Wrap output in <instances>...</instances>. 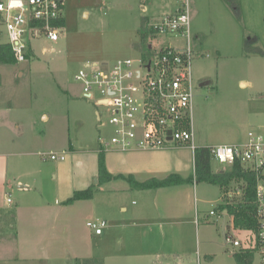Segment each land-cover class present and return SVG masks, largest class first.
I'll return each instance as SVG.
<instances>
[{
  "label": "rangeland",
  "instance_id": "obj_1",
  "mask_svg": "<svg viewBox=\"0 0 264 264\" xmlns=\"http://www.w3.org/2000/svg\"><path fill=\"white\" fill-rule=\"evenodd\" d=\"M142 1L65 0L67 23L59 41L34 42L27 62L0 68V117L7 118L5 124L0 120V146L6 147L0 148L5 155L0 159V264H73L69 255L99 258L103 264H133V260L142 264L143 258L150 262L175 258L176 264H236L234 253L240 248L224 240L223 220L211 216L224 202L218 186L205 182L171 186L174 194L184 196L180 201L187 204L185 216L172 215L161 207L160 199L159 211L148 208L154 214L145 223L151 225L140 224L128 235L123 220L141 207L142 193L152 198L156 189L126 191L130 183L124 179L98 184L101 144L111 140L113 130L106 110L98 105L99 97H83L75 75L87 63L113 64L139 58L150 45L158 51L184 43L158 35L142 42L143 18L164 12L157 6L174 0H154L155 8L148 6L147 13L141 10ZM191 2L195 144L241 143L249 131L264 128V0ZM0 41L7 42L1 24ZM43 48L48 50L44 54ZM204 79L210 83L200 87ZM168 151L192 160L193 151L187 146ZM21 152L29 155L17 154ZM55 152L66 160L50 159ZM212 168L217 172L228 167L213 160ZM177 174L188 179L194 170ZM89 186L101 190H94L92 200L60 215L54 224L43 206ZM102 220L107 222L105 234L97 237L86 224ZM56 225L65 232H57ZM226 234L243 247L250 246L249 231L231 225ZM253 264H259L258 254Z\"/></svg>",
  "mask_w": 264,
  "mask_h": 264
},
{
  "label": "built area",
  "instance_id": "obj_2",
  "mask_svg": "<svg viewBox=\"0 0 264 264\" xmlns=\"http://www.w3.org/2000/svg\"><path fill=\"white\" fill-rule=\"evenodd\" d=\"M169 13L150 20L153 35L184 40L180 46L162 47L153 51L150 45L139 58H125L113 64L87 63L76 75L83 97H99L98 105L108 115L113 136L101 144V152L113 150L160 151L189 147L195 155L194 104L196 98L193 75V49L190 31L191 0H174ZM65 0H0V21L6 28L8 41L18 63L27 62L33 43L60 39L63 28L55 25L63 18ZM99 120L102 121V115ZM212 160L231 168L239 163L256 176L258 207L257 254L264 264V128L247 133L237 144L210 147ZM50 159L65 161L64 154L50 153ZM195 173V164L193 167ZM241 190L224 194L230 200L242 196ZM10 204L12 201L8 199ZM220 213V214H219ZM224 212L211 211L222 220ZM102 235L107 222L90 221L86 225ZM226 242L243 245L231 235Z\"/></svg>",
  "mask_w": 264,
  "mask_h": 264
},
{
  "label": "trees",
  "instance_id": "obj_3",
  "mask_svg": "<svg viewBox=\"0 0 264 264\" xmlns=\"http://www.w3.org/2000/svg\"><path fill=\"white\" fill-rule=\"evenodd\" d=\"M144 23L139 31L142 42H145L153 31L149 29L148 23L150 19L144 17ZM55 25L60 28H65L66 21L61 18ZM248 46V44H247ZM250 50H253L248 46ZM254 51V50H253ZM13 55L12 46L10 43H0V65H17ZM212 151L210 147L203 146L195 149L194 164L195 173L188 179H183L178 174H171L164 179L151 178L145 182H138L133 175H114L106 167V154L100 152L98 161V184L103 185L114 179H124L129 181L131 187L135 190L147 191L152 189H162L171 186L183 185L187 182L203 184L208 183L218 186L224 194L230 190L243 191L240 198L230 200L224 197L223 204L219 207V212L228 211L230 216V225L236 229L247 230L250 232V246L241 247L234 253L236 264H253L257 251V234L259 232L256 204L257 183L256 176L246 169L241 167L239 163H235L231 168H223L220 171H215L212 168ZM95 196L94 188L90 187L87 190L75 191L74 195L63 204L70 206L77 201H90ZM227 227L229 224H227ZM74 264H103L102 259H85L75 260Z\"/></svg>",
  "mask_w": 264,
  "mask_h": 264
},
{
  "label": "crops",
  "instance_id": "obj_4",
  "mask_svg": "<svg viewBox=\"0 0 264 264\" xmlns=\"http://www.w3.org/2000/svg\"><path fill=\"white\" fill-rule=\"evenodd\" d=\"M142 2H143V4H142L141 10L144 13H147L148 6L155 8L154 0H143ZM65 7H66V5H65ZM174 7H175L174 2H171L167 5L157 6L156 9L165 10V11L160 12V13H156L153 15L145 16V17L152 20L154 18L160 17L163 14L171 12ZM167 9H168V11H166ZM64 15H65V9H64V13H63V18L65 20ZM87 15H88V12H86V16ZM66 23H67V21H66ZM0 24L5 27L3 22L0 21ZM6 34H7V32H6ZM196 39H199V37L197 36ZM43 41H45V40H39V41H35V42L41 43ZM0 43H3V42L0 41ZM5 43H9L8 36H7V42H5ZM34 50H35V48L33 46L30 52L33 53ZM54 50L55 49H53L52 51H54ZM47 51L48 50L46 48L42 49L43 54L46 53ZM18 64H20V63H18ZM3 66H5V65H0V68H2ZM0 78L2 80V75H0ZM2 81H0V86L3 83ZM241 85L243 86L245 84L241 83ZM2 118H3V120H2ZM98 119H100L99 115H98ZM0 120H1V122H4V124H5V120H7V118H5V116H2V117H0ZM1 143H3V145H6V146L9 144L7 142V139L1 140ZM0 148H6V147L0 146ZM172 149L173 148L160 150V151H146V152L145 151H128L127 153H111V154H108L106 156V167L110 172H112L116 176L124 175L127 177L129 175H133L138 182H145L151 178H156L157 176L161 179H164V178H166L167 175L169 176L171 174H177V173L183 174L185 172V169H189V170L191 168L193 169V167H194V152H192V160L190 161V159L188 157H187V159H185L182 155L179 156L178 152L168 151V150H172ZM17 154L18 155H25V156L29 155L28 152H21V153H17ZM114 154L119 155L120 158H118V159L115 158ZM4 157H5V155L1 152L0 153V159L4 158ZM98 177H99V173H98ZM19 183H21V181H19ZM90 187L91 186H89L85 190L89 189ZM179 187H182V186H179ZM183 188H185L184 185H183ZM130 189L134 190V189H132V187L130 185L126 191H128ZM94 190H96V188ZM99 190H101V188H98L96 191H99ZM75 191H80V190H75ZM75 191H73V192L75 193ZM108 191H112V189L110 188ZM147 191H145V192H147ZM156 191H157L156 194L152 198H151V196H148L147 193H142L143 195L141 196V198H142L141 207H139L137 211H134L133 214H130L129 218L123 220L122 226L125 229L129 230L128 235L132 229L138 228L140 224H142L143 226H145V224L151 225L150 222L145 223V221H147V219H145V218H148L149 216L154 214L153 212H149L148 208L154 209L155 212L159 211L160 209L158 208L157 205L160 204L159 203L160 199L163 202V205H161V207H164L165 210L168 209V211L170 213H172V215H175L177 217L178 216H181V217L185 216L186 210L188 208H187L186 203L183 204L180 201L184 197L183 195L174 194L173 191L170 190V187H166V188H162V189H156ZM74 193L71 196H73ZM95 194H96V192H95ZM70 198H68V199H70ZM68 199L63 200V201L56 200L55 203L52 205L47 204V205L43 206L44 210H47L50 212V217L53 219L52 221L54 222V224L61 219L60 215L63 216V214L65 212L69 211L70 209L77 207V205H80L81 202H85V201H77V202L71 204L70 206L64 205L63 203L65 201H67ZM90 200H92V199H90ZM120 207H121V210H123L125 213H128V209L126 206L121 205ZM167 213L168 212L166 211V214ZM16 216H17V214H16ZM143 216H145V217H143ZM160 216H161V214H160ZM0 217H1V214H0ZM76 217L77 216H75V214H74V218H72V219H76ZM229 217L230 216L227 215L226 224H225L226 229H227V223H228ZM222 220H223V218H222ZM104 221H106V220H104ZM64 222H65V220H63V224H62L61 228L64 226ZM118 222H120V221H118ZM72 228L70 227V229H69V231H71L70 233L74 232ZM54 229L57 232H59L60 234L65 232L63 229H60L59 226L57 227V225L54 227ZM104 234H105V231L103 232L102 235H96V234L95 235L97 237H103ZM128 235H127V239H128ZM62 254L64 256L65 255L67 256L66 253H64V252L62 253V251H61V255ZM141 254H143V253H141ZM147 255H149V254H144V256L146 258H148ZM84 256H86V255H84ZM68 258L71 259V262L73 264H74L75 260L99 259V258H92V257L91 258L83 257L80 255H75V256L69 255ZM143 259L145 261H143L142 264H176L174 261L177 260L175 258L174 259L168 258V260H166L167 262H163V261H159V260L150 262V260H148V259H145V258H143ZM132 263L137 264L136 260H133ZM138 264H141V263H138ZM182 264H186V261Z\"/></svg>",
  "mask_w": 264,
  "mask_h": 264
},
{
  "label": "water",
  "instance_id": "obj_5",
  "mask_svg": "<svg viewBox=\"0 0 264 264\" xmlns=\"http://www.w3.org/2000/svg\"><path fill=\"white\" fill-rule=\"evenodd\" d=\"M205 84H208V83H205ZM205 84H202L201 86H204ZM227 215H228V211L225 210V215L223 217V223H222V227H223V234H224V240H226V227H225V224H226V219H227Z\"/></svg>",
  "mask_w": 264,
  "mask_h": 264
},
{
  "label": "flooded vegetation",
  "instance_id": "obj_6",
  "mask_svg": "<svg viewBox=\"0 0 264 264\" xmlns=\"http://www.w3.org/2000/svg\"><path fill=\"white\" fill-rule=\"evenodd\" d=\"M208 82H209V80H205V79L202 80L201 83H200V87H201L202 84H205V83H208ZM209 83H210V82H209Z\"/></svg>",
  "mask_w": 264,
  "mask_h": 264
}]
</instances>
